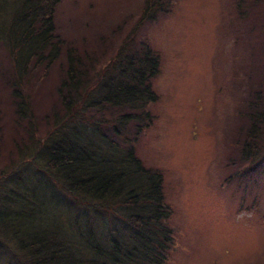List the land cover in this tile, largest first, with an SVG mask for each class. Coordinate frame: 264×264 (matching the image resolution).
I'll return each mask as SVG.
<instances>
[{"label": "rangeland", "instance_id": "374dc122", "mask_svg": "<svg viewBox=\"0 0 264 264\" xmlns=\"http://www.w3.org/2000/svg\"><path fill=\"white\" fill-rule=\"evenodd\" d=\"M260 1L243 17L235 0H172L151 20L140 19L143 0H62L54 13L58 56L45 73L43 64H31L36 67L21 79L0 38V174L17 148L33 150V134L42 138L49 129L70 44L97 51L98 69L132 34L134 44L142 40L160 54L153 79L159 97L151 104L156 118L135 145L147 165L164 169L174 205L180 243L165 264H264V151L255 163L253 156L241 158L243 139L236 142L245 135L236 134L241 119L250 124L249 86L264 75ZM33 179L44 206L53 208L55 184L40 172ZM2 247L0 264H6Z\"/></svg>", "mask_w": 264, "mask_h": 264}, {"label": "trees", "instance_id": "16d2710c", "mask_svg": "<svg viewBox=\"0 0 264 264\" xmlns=\"http://www.w3.org/2000/svg\"><path fill=\"white\" fill-rule=\"evenodd\" d=\"M61 1L0 0V38L18 79L36 67L31 64H43L45 73L58 56L54 13ZM171 2L143 0L140 19L155 18ZM260 2L235 0V5L246 17ZM127 35L129 42L122 41L98 69L97 51L70 44L58 86L59 110L52 113L49 129L42 138L30 133L36 148H17L0 174V245L6 264H165L179 247L165 171L147 165L135 145L156 118L151 104L159 97L153 79L160 72V54ZM259 65L264 70L263 58ZM249 87L254 90L250 124L241 119L236 134L245 135L236 142L243 139L241 158L253 156L256 163L264 151V75ZM15 93L24 99L20 88ZM39 172L59 191L53 208L44 206L35 189Z\"/></svg>", "mask_w": 264, "mask_h": 264}]
</instances>
